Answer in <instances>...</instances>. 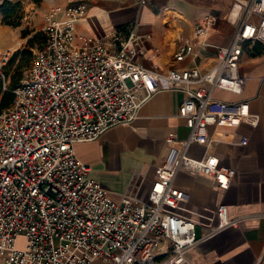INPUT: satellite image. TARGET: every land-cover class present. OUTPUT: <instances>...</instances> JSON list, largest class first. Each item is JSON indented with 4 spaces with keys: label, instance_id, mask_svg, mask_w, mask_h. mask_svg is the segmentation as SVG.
I'll return each instance as SVG.
<instances>
[{
    "label": "built area",
    "instance_id": "built-area-1",
    "mask_svg": "<svg viewBox=\"0 0 264 264\" xmlns=\"http://www.w3.org/2000/svg\"><path fill=\"white\" fill-rule=\"evenodd\" d=\"M86 11L84 1L70 0L44 14L45 43L14 89L5 69L16 49L0 50V91L13 96L0 115V256L6 264H192L187 254L202 240L194 220L180 213L187 195L175 176L180 170L201 174L219 191L229 189L231 168L215 155L192 159L185 151L190 144L208 150L210 127L238 128L250 116L243 97L248 77L240 65L246 47H264V0L234 1L235 33L205 71L194 63L213 17L173 54L174 63L193 65L161 72L136 61L141 50L133 32L115 52L77 32ZM163 89L184 93L179 117L189 135L167 139L170 148L154 169L147 201L138 199L140 185L132 181L115 203L76 158L74 146L130 124ZM215 214L214 233L236 225L224 204ZM18 237L25 240L22 249L15 246Z\"/></svg>",
    "mask_w": 264,
    "mask_h": 264
},
{
    "label": "crops",
    "instance_id": "crops-1",
    "mask_svg": "<svg viewBox=\"0 0 264 264\" xmlns=\"http://www.w3.org/2000/svg\"><path fill=\"white\" fill-rule=\"evenodd\" d=\"M63 6L70 0H45ZM84 1L86 15L77 32L100 39L115 52L133 32L134 43L141 50L136 61L149 70L192 66L173 62V54L185 41L193 40L194 29L202 20L213 17L208 34L199 38L198 60L201 71L215 60L218 47L229 43L236 30L230 10L236 0H71ZM246 1V0H240ZM54 7V6H53ZM13 46L0 50L11 49ZM252 44L244 49L240 72L248 77L243 97L249 100L250 116L238 128H209L212 144L208 150L190 144L185 155L201 159L215 155L221 165L234 171L227 191H219L213 180L201 174L180 170L174 180L187 198L180 213L195 222V234L202 240L187 257L192 264H264V53ZM224 100L231 96L219 94ZM185 95L179 90H160L139 110L130 124L106 131L94 142L77 143L76 158L89 165L91 177L105 189L108 197L119 203L130 182L140 185L138 199L147 201L154 169L166 156L171 136L184 140L189 135L179 117ZM241 139L247 144H239ZM141 175L145 179L141 180ZM227 207L228 218L236 225L214 233L218 220L215 208ZM18 237L15 246L24 247ZM0 264H6L0 256Z\"/></svg>",
    "mask_w": 264,
    "mask_h": 264
},
{
    "label": "rangeland",
    "instance_id": "rangeland-1",
    "mask_svg": "<svg viewBox=\"0 0 264 264\" xmlns=\"http://www.w3.org/2000/svg\"><path fill=\"white\" fill-rule=\"evenodd\" d=\"M2 5L5 7L0 9V45L16 49L13 60L5 69L10 85L15 86L25 73L33 53L43 43L44 14L59 4L50 5L45 0H0V7ZM11 8H15L14 15L5 19V13ZM10 23H18V26L8 25ZM261 48L264 53V47ZM2 97L0 95V105ZM2 113L0 109V115Z\"/></svg>",
    "mask_w": 264,
    "mask_h": 264
},
{
    "label": "trees",
    "instance_id": "trees-1",
    "mask_svg": "<svg viewBox=\"0 0 264 264\" xmlns=\"http://www.w3.org/2000/svg\"><path fill=\"white\" fill-rule=\"evenodd\" d=\"M5 7V5H2L1 7H0V9H3ZM15 8H11L9 11H7L6 13H5V19H10L13 15H14V12H15V10H14ZM8 25H11V26H14V27H16V26H18V23H10V24H8ZM28 43H32V41L31 40H29V42ZM44 43H45V36H44V34H43V43L39 46V48H41L43 45H44ZM15 56V55H14ZM14 56H13V58H14ZM13 58H12V60H13ZM11 60V61H12ZM11 61H10V63H11ZM30 62H31V60H30ZM30 62H29V64H30ZM9 63V64H10ZM29 66V65H28ZM7 77H8V75H7ZM8 82H9V87H10V89H14V88H16L17 86H18V84H19V82L15 85V86H11L10 85V79H9V77H8ZM0 95H2L3 97H2V104L0 105V109H2V110H4V109H6L10 104H11V102H12V100H13V96L10 94V93H3V92H1L0 91Z\"/></svg>",
    "mask_w": 264,
    "mask_h": 264
}]
</instances>
